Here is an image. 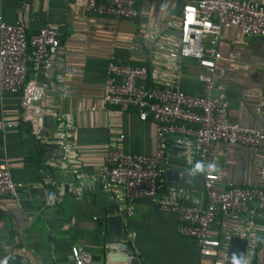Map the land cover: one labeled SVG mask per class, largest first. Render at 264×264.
Here are the masks:
<instances>
[{
	"label": "crops",
	"instance_id": "obj_1",
	"mask_svg": "<svg viewBox=\"0 0 264 264\" xmlns=\"http://www.w3.org/2000/svg\"><path fill=\"white\" fill-rule=\"evenodd\" d=\"M195 1L136 0L137 16L114 23L107 16L86 13L84 0H0V15L6 23L17 21L32 33L48 22L58 32L57 60L34 76L45 85V94L56 110L72 115L76 124L74 167L90 183L100 182L109 141L128 153L149 154L153 150V124L148 118L140 120L134 108H111L110 113L100 108L107 57L112 53L117 61L151 67L158 51L156 41L175 33L181 6ZM153 34L158 37L152 38ZM217 50L220 58L213 79L223 90L228 120L264 132V37L245 36L231 26L221 30ZM200 72L193 60L181 61L179 86L187 92L197 91ZM119 135L123 137L119 139ZM175 137L167 139L164 184L185 190L187 203L203 204L201 175L189 182L185 172L195 158L187 161L181 155ZM41 147L20 122L18 96L9 94L0 99V161L7 164L21 192L19 202L0 198V261L74 264L69 249L77 246L91 263L126 264L109 260L108 253L115 251L109 244L120 242L131 246L148 264H217L201 258L194 241L178 233L173 213L146 200L134 201L123 219V229L108 233L101 218L112 205L95 204L93 193L88 200L75 198L73 175L47 167L43 163L47 152L41 156ZM212 153L218 186L232 183L264 188V138L253 151L217 143ZM166 171L174 172L175 178L170 179ZM57 188L63 193L53 199ZM261 223L264 227V220ZM230 227L229 220L218 215L212 229L220 235ZM125 229L133 234L132 245L126 241ZM253 246L251 251L245 249L243 257L250 264H264V229L257 231ZM120 249L122 253H115H125ZM232 262L227 255L222 264Z\"/></svg>",
	"mask_w": 264,
	"mask_h": 264
},
{
	"label": "built area",
	"instance_id": "obj_2",
	"mask_svg": "<svg viewBox=\"0 0 264 264\" xmlns=\"http://www.w3.org/2000/svg\"><path fill=\"white\" fill-rule=\"evenodd\" d=\"M136 0H84L88 14L107 16L116 23L137 16ZM237 27L242 35L264 37V3L256 0H196L181 6L174 34L156 41L157 52L151 67L115 60L112 53L106 59L100 108L125 111L134 108L140 120L153 124V150L149 154L128 153L113 140L105 147L103 172L99 183L102 196L95 204L111 202L112 209L103 213L120 215L131 211L132 203L146 200L159 210L173 213L180 235L191 238L201 258L227 260L228 240H245L251 251L257 231L263 230L264 188L228 183L218 186L216 171L201 174L204 203H187L185 190L165 185L163 162L167 139L174 135L181 155L191 161L213 162V146L235 144L253 151L264 138L261 129L241 127L228 120L222 88L213 75L220 58L217 40L222 29ZM158 37L153 34L152 38ZM58 32L48 22L27 33L17 21L6 23L0 15V99L18 96L20 122L41 144L43 163L51 169L73 175L75 198L88 200L93 182L75 169L77 152L72 137L76 129L71 114L59 113L45 94V85L34 74L57 60ZM193 60L200 68L198 90L187 92L178 84L181 61ZM30 71V73H29ZM123 136L119 135L121 139ZM50 153V154H48ZM51 184L53 182L51 181ZM57 188V199L62 195ZM19 202L21 192L4 161H0V198ZM218 215L231 223L229 230L217 235L212 226ZM124 225V224H123ZM126 231V241L132 245L133 234ZM113 248V244H109ZM74 264H95L77 246H71ZM245 253V250H244Z\"/></svg>",
	"mask_w": 264,
	"mask_h": 264
},
{
	"label": "water",
	"instance_id": "obj_3",
	"mask_svg": "<svg viewBox=\"0 0 264 264\" xmlns=\"http://www.w3.org/2000/svg\"><path fill=\"white\" fill-rule=\"evenodd\" d=\"M167 176L170 177V179L175 178L174 172L166 171L165 172ZM93 192L94 196L96 198L103 195V193L100 191L99 185L94 182L93 183ZM105 204V203H102ZM107 204L111 205V202L108 201ZM101 221H104L105 224V230L109 233L111 231H120L123 229V224L121 221L120 215L117 214H110L105 217L101 218ZM245 240L238 237H230L228 240V249H227V255L233 259L234 257L243 256L244 250H245ZM120 248L125 249V253L123 254H117L115 251L121 252ZM113 249L115 251H112L108 253L109 260L113 261H121L126 264H148L144 259L140 257L139 254H135L131 246H126L124 243L116 242L113 243ZM117 254V255H116ZM44 264H50L48 260L43 261Z\"/></svg>",
	"mask_w": 264,
	"mask_h": 264
},
{
	"label": "clouds",
	"instance_id": "obj_4",
	"mask_svg": "<svg viewBox=\"0 0 264 264\" xmlns=\"http://www.w3.org/2000/svg\"><path fill=\"white\" fill-rule=\"evenodd\" d=\"M216 168L217 165L215 162L205 164L202 161H197L191 167L187 168L185 172L187 177L190 178L189 182H191V179H194L198 175L213 172ZM0 264H7V259L0 261ZM232 264H250V261L243 256H239L233 258Z\"/></svg>",
	"mask_w": 264,
	"mask_h": 264
},
{
	"label": "trees",
	"instance_id": "obj_5",
	"mask_svg": "<svg viewBox=\"0 0 264 264\" xmlns=\"http://www.w3.org/2000/svg\"><path fill=\"white\" fill-rule=\"evenodd\" d=\"M29 130V129H28ZM42 148V147H41ZM39 154L42 156L43 155V148L39 150Z\"/></svg>",
	"mask_w": 264,
	"mask_h": 264
}]
</instances>
